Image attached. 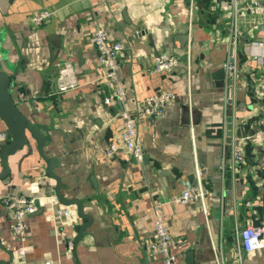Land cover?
<instances>
[{"label":"crops","instance_id":"obj_1","mask_svg":"<svg viewBox=\"0 0 264 264\" xmlns=\"http://www.w3.org/2000/svg\"><path fill=\"white\" fill-rule=\"evenodd\" d=\"M190 2L0 0V70L12 78L11 97L44 135L43 151L55 160L62 197L82 202L92 218L76 243L85 220L75 205L50 201L56 180L27 132L30 146L7 156L10 173L0 180V264H19L21 247L27 264H77L76 258L79 264H164L145 248L156 206L171 235L184 240L172 248L176 264H239L236 230L264 224L262 149L245 140L264 117L262 50L252 45L264 40V15L252 10L263 0H194L191 10ZM43 11L52 12L50 21L32 25L29 17ZM99 27L124 44V105L103 103L104 68L91 42ZM160 53L179 56L181 64L154 72ZM161 91L176 99L160 117L139 124L143 161L123 148L106 156L120 140L123 107L132 110L135 101ZM2 132L7 125L0 117ZM234 146L244 150L235 169ZM199 182L208 190L206 213L199 201L177 200ZM19 196L39 200L26 218L25 239L14 234L3 201ZM57 208L72 216L55 215ZM70 239L75 244L67 256ZM243 264H264V251L245 253Z\"/></svg>","mask_w":264,"mask_h":264},{"label":"built area","instance_id":"obj_2","mask_svg":"<svg viewBox=\"0 0 264 264\" xmlns=\"http://www.w3.org/2000/svg\"><path fill=\"white\" fill-rule=\"evenodd\" d=\"M190 10L194 6V0H190ZM253 11L264 15V0L262 3L255 4ZM52 12L43 11L29 17V21L34 26H40L50 21ZM91 42L97 51L98 63L104 68V74L100 80L103 94V103L111 105L119 103L124 105L128 100L127 88L120 78L119 69L120 61L124 57V44L120 41L111 40L108 32L104 28H96L91 35ZM252 45L260 48L261 63L264 71V40L255 41ZM181 64L180 57L170 53H160L154 56L153 68L154 72H171ZM230 70L235 71L234 65H228ZM233 89L236 85V79L232 81ZM176 99V95L172 92L161 91L154 95L148 96L143 100L135 101L134 109H127L125 106L120 111L122 120V133L120 140L117 143H111L105 150V155L108 157L114 156L119 149H125L131 157L142 162L144 159V147L139 137L138 126L141 122L160 117L166 107ZM235 100V98H234ZM235 101L233 110L230 113V118L233 122V112L235 109ZM9 140L7 132L0 133V145ZM246 141L256 142L262 149L261 163V183L264 187V117L261 128L252 132L245 137ZM244 161V150L242 146H234L231 157V167L235 169L237 165ZM208 190L199 182L192 188L184 191L179 197V202L199 201L204 212H207L206 196ZM52 204H57L56 196L49 197ZM36 198L19 196L15 198H5L4 204L9 210L10 218L13 222L12 230L19 238L25 239L26 234V218L28 215L34 214L37 211ZM57 216L71 217L69 209H58L55 212ZM235 244L237 248V258L239 264H243V255L256 250L264 251V224L255 225L247 224L242 229H237L235 232ZM184 243L182 238H174L167 226V223L159 206L155 207L153 233L152 238L145 242L147 251L159 254L162 257L164 264H176V255L173 253V246H181ZM74 240L70 239L67 243L66 254L72 255L74 248ZM19 264H27L26 256L27 249L21 247L18 252Z\"/></svg>","mask_w":264,"mask_h":264},{"label":"water","instance_id":"obj_3","mask_svg":"<svg viewBox=\"0 0 264 264\" xmlns=\"http://www.w3.org/2000/svg\"><path fill=\"white\" fill-rule=\"evenodd\" d=\"M182 40H184V42L181 41L184 44L188 41V37L184 36ZM11 80L12 78L9 73L0 70V117L6 123L7 133L9 135V140H7L2 146L1 165L3 169L0 173V180L6 179L10 173V169L7 164V156L23 149L25 145L28 147L30 146L29 140L26 136V133L29 132L31 138L37 142L39 154L46 162L48 175L56 180L54 195L63 205H75L77 209V215L82 220H85V222L79 226L78 235L76 237L77 243L83 236L86 228L92 222V218L84 212L82 202L79 200H68L62 197L60 193V178L53 173V169L56 167L55 160L47 157L43 151V148L46 144V139L44 135L39 132L36 126H34L30 120L23 116L17 104L13 101L9 91ZM232 123V119L229 117L226 125L228 143H231L232 141ZM36 206L39 207V200H36ZM188 255L191 256L192 254ZM76 263L79 264L77 258Z\"/></svg>","mask_w":264,"mask_h":264}]
</instances>
